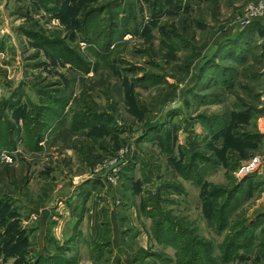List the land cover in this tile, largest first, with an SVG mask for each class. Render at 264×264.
Listing matches in <instances>:
<instances>
[{
  "label": "rangeland",
  "instance_id": "rangeland-1",
  "mask_svg": "<svg viewBox=\"0 0 264 264\" xmlns=\"http://www.w3.org/2000/svg\"><path fill=\"white\" fill-rule=\"evenodd\" d=\"M261 1L0 0V264H264ZM55 169L120 238L31 242Z\"/></svg>",
  "mask_w": 264,
  "mask_h": 264
},
{
  "label": "crops",
  "instance_id": "crops-1",
  "mask_svg": "<svg viewBox=\"0 0 264 264\" xmlns=\"http://www.w3.org/2000/svg\"><path fill=\"white\" fill-rule=\"evenodd\" d=\"M67 157L71 166L74 160L69 154H67ZM81 165L82 168H84L82 163ZM56 170L57 169L49 171L51 179H56L55 182L57 183V186H53V190L50 193L51 196L45 199L44 203L41 205H35L36 208H30L39 213L38 215L34 212L28 221V225L30 224L32 230L31 242L37 239L39 242V250L45 248L50 252H54L56 245L62 247L67 242L70 244L77 242L78 233L74 234V231L79 232V229H83L84 226H88L90 232L92 230L95 234L98 232V234L104 238L106 217L110 219L109 224L112 226V229H114L113 231H116L112 238L114 240L120 238V234L125 229L122 227L125 217L120 220V215L125 213V211H121L122 209H114L113 207L111 208V205L110 207L108 206L115 200L116 196L105 194L107 192H100L101 190L97 189V184L83 185L84 182L82 180L85 178L84 171L78 173L79 175H74L69 174L65 171L67 169H65L61 170V172H58V170L56 172L58 174L54 175ZM80 192H83V195H80ZM99 193H101L99 196L101 199L98 198L99 200L96 201V197H98ZM82 198H84L83 200L85 201V207H83L84 209L82 212L79 211V208L78 211L74 212L75 209L73 211L68 205L66 208L65 205H63V201H70V199L73 201V205L77 204L76 201H79V204H81ZM81 205L83 206V204ZM66 209L71 211L68 212ZM79 226L80 228L78 229ZM101 228H104L103 232L100 231ZM95 239H97L95 240L96 242L100 241V238ZM47 254L50 256L49 252Z\"/></svg>",
  "mask_w": 264,
  "mask_h": 264
},
{
  "label": "built area",
  "instance_id": "built-area-1",
  "mask_svg": "<svg viewBox=\"0 0 264 264\" xmlns=\"http://www.w3.org/2000/svg\"><path fill=\"white\" fill-rule=\"evenodd\" d=\"M258 17H264V0H262L257 6H254L248 11L246 20L252 21L257 19ZM8 161H10V159H8ZM251 167H254V165H252ZM109 181H113V178L109 177Z\"/></svg>",
  "mask_w": 264,
  "mask_h": 264
},
{
  "label": "water",
  "instance_id": "water-1",
  "mask_svg": "<svg viewBox=\"0 0 264 264\" xmlns=\"http://www.w3.org/2000/svg\"><path fill=\"white\" fill-rule=\"evenodd\" d=\"M121 163H122V161L119 162L118 164H114V165L110 166V167L105 171V174H104L103 177L106 178V177L108 176V174H109L112 170H114L116 167H118Z\"/></svg>",
  "mask_w": 264,
  "mask_h": 264
}]
</instances>
